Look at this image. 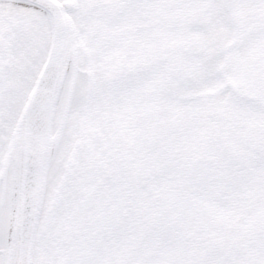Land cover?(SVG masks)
Masks as SVG:
<instances>
[{
  "label": "snow or ice",
  "instance_id": "1",
  "mask_svg": "<svg viewBox=\"0 0 264 264\" xmlns=\"http://www.w3.org/2000/svg\"><path fill=\"white\" fill-rule=\"evenodd\" d=\"M0 264H264V0H0Z\"/></svg>",
  "mask_w": 264,
  "mask_h": 264
}]
</instances>
